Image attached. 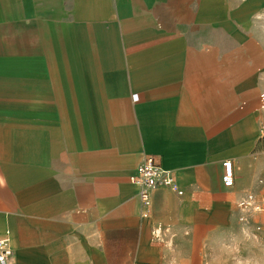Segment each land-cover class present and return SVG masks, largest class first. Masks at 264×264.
<instances>
[{"label":"crops","instance_id":"crops-1","mask_svg":"<svg viewBox=\"0 0 264 264\" xmlns=\"http://www.w3.org/2000/svg\"><path fill=\"white\" fill-rule=\"evenodd\" d=\"M18 1L63 21L71 43L56 90L94 116L47 161H28L40 125L18 124L12 139L0 109V237L10 232L12 264H193L201 258L182 245L236 223L249 196L264 205V0ZM147 156L174 184L152 192L143 218L130 177ZM157 228L177 251L152 245Z\"/></svg>","mask_w":264,"mask_h":264},{"label":"rangeland","instance_id":"rangeland-1","mask_svg":"<svg viewBox=\"0 0 264 264\" xmlns=\"http://www.w3.org/2000/svg\"><path fill=\"white\" fill-rule=\"evenodd\" d=\"M61 24L34 15L18 0H0V109L8 110L12 139L18 124H24L26 133L40 125L35 145L32 139L25 147L28 161L34 156L47 161L52 148H64L80 124L94 116L86 114L87 100L59 99L55 81L66 77L65 48L71 43ZM73 41L77 44L76 37ZM256 205L263 211L250 207L241 215L243 220L202 234L198 243L182 245L186 257L201 258L193 264H264V205ZM13 209L10 197L9 211ZM158 230L152 233V245L177 251L180 245L172 242L176 235L170 229Z\"/></svg>","mask_w":264,"mask_h":264},{"label":"built area","instance_id":"built-area-1","mask_svg":"<svg viewBox=\"0 0 264 264\" xmlns=\"http://www.w3.org/2000/svg\"><path fill=\"white\" fill-rule=\"evenodd\" d=\"M259 101L260 109L264 110V92L260 94ZM223 169L222 181L224 185L226 187H233L235 176L232 161L228 160L223 162ZM130 182L137 187L141 215L143 218H148L151 215L152 209V192L160 187H172L174 179L171 171L164 169L154 157L147 156L137 167L135 174L131 175ZM240 206L245 210L252 207L256 211H263L259 205L254 203L252 196H249ZM240 219L243 220V217ZM158 231H161V229ZM12 261L13 250L10 245V232L6 231L5 234L0 237V264H12Z\"/></svg>","mask_w":264,"mask_h":264}]
</instances>
